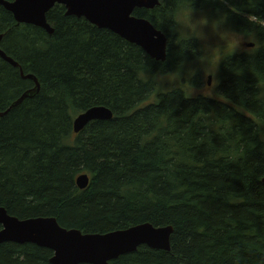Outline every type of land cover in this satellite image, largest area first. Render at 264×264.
Masks as SVG:
<instances>
[{
    "label": "trees",
    "instance_id": "1",
    "mask_svg": "<svg viewBox=\"0 0 264 264\" xmlns=\"http://www.w3.org/2000/svg\"><path fill=\"white\" fill-rule=\"evenodd\" d=\"M202 6L221 10L253 39L229 61L244 74L221 65L215 96L186 99L175 88L159 105H142L153 77L193 60L191 52L180 56L168 41L160 62L62 5L46 14L51 34L17 23L0 6V48L18 64L0 58V111L35 87L23 75L40 86L0 117V207L18 218L55 217L82 233L144 222L173 228L169 251L142 245L111 264H264V89L248 71L251 62L264 73V3L197 0ZM159 7L133 14L160 30ZM96 105L113 117L74 133L75 116ZM168 109L175 110L167 121L153 123ZM222 118L232 122L230 138L243 144L242 155L225 148ZM81 173L90 178L85 189L75 184ZM52 256L32 243L0 244V264H51Z\"/></svg>",
    "mask_w": 264,
    "mask_h": 264
},
{
    "label": "water",
    "instance_id": "2",
    "mask_svg": "<svg viewBox=\"0 0 264 264\" xmlns=\"http://www.w3.org/2000/svg\"><path fill=\"white\" fill-rule=\"evenodd\" d=\"M56 4L62 5L67 15L83 17L91 24L119 35L139 46L152 59L164 61L167 39L161 30L146 18L135 16L136 8L153 9L158 0H0V5L11 12L17 23L31 24L53 33L46 14ZM2 34H0V41ZM252 47L253 43L246 44ZM0 58L13 67L18 64L0 48ZM23 75L22 70H20ZM35 83L17 102L32 97L39 91V83L32 74L23 75ZM211 76L209 77V79ZM209 83V82H208ZM3 113H0V117ZM112 111L104 106H92L73 119V131L79 133L94 120H108ZM87 173L79 174L75 184L85 189L89 184ZM264 183V178L261 180ZM0 244L5 242L32 243L52 250L51 264H111L119 256L135 252L145 245L152 249L170 250L171 226H154L149 222L131 225L106 233H82L61 226L55 217L18 218L0 207Z\"/></svg>",
    "mask_w": 264,
    "mask_h": 264
},
{
    "label": "clouds",
    "instance_id": "3",
    "mask_svg": "<svg viewBox=\"0 0 264 264\" xmlns=\"http://www.w3.org/2000/svg\"><path fill=\"white\" fill-rule=\"evenodd\" d=\"M197 0H158L160 5L158 9V26L161 35L165 36L171 46L179 49L178 55L183 56L185 52H191L196 56L197 52L201 55L196 56V61L201 66H206L210 70L219 72L221 65L231 71L236 76L244 74V68L230 67L229 61L232 60L243 48L245 43H249L247 34L237 28L230 26L228 16L220 13L217 9V15L209 18L208 14L203 10V6L198 9L196 7ZM264 3V0H260ZM205 3L225 4L226 0H205ZM250 21L254 17L249 18ZM210 38H214V42H209ZM193 41H199L200 47L194 48ZM257 50L259 45L256 46ZM186 60H181L179 69L185 67ZM248 71L257 79L256 87L264 89V73L259 72L254 64L250 62ZM195 72V69H193ZM212 72H209L211 75ZM180 79V73L177 71L172 76L157 77V87L150 93V102L156 105L161 103V93L164 91L161 85L165 82L171 83ZM187 95L186 99L195 95L194 86H186L183 89ZM227 97L225 100L227 102ZM175 109H168L165 112L158 113L153 123H164L168 119V115ZM218 134L225 138V148H230L229 155H242L244 152L243 144H236L230 138L233 133L232 122L227 118L218 121ZM239 139V137L237 138Z\"/></svg>",
    "mask_w": 264,
    "mask_h": 264
},
{
    "label": "rangeland",
    "instance_id": "4",
    "mask_svg": "<svg viewBox=\"0 0 264 264\" xmlns=\"http://www.w3.org/2000/svg\"><path fill=\"white\" fill-rule=\"evenodd\" d=\"M209 16V18H213L214 16L217 15V11H213L211 9H203ZM220 13H223L221 10L219 11ZM249 39L250 42L253 41V39H251L250 37H247ZM209 42H214V38H210ZM249 42V43H250ZM195 48H199L200 47V42L199 41H195ZM246 44H244V48L240 51H244V50H248L249 48H246ZM201 55L200 52H197V56ZM186 60V64L185 67L181 70L178 68L173 69L170 68L168 71L166 72H160L157 73L158 75L153 77L155 85L154 88L157 87V77L160 76H172L174 73H176L177 71H179L180 73V79L176 80V81H172L171 83L169 82H165L161 85V87L163 88V92L162 93H166L172 89H184L186 86H194L195 88V95L193 97H197L200 95H204V96H208V97H213L217 94V90L216 87L218 85V81H219V77H218V73L215 72L214 70H210L208 69L206 66H201L199 63H197L196 61V57L193 60ZM193 69H195V72H193ZM209 72H212L211 75H209ZM208 76H211L210 79V85H207V81H208ZM183 92L187 95V93L183 90ZM161 93V94H162ZM151 100V96H149V98L144 101L142 103V105L146 104V103H150Z\"/></svg>",
    "mask_w": 264,
    "mask_h": 264
},
{
    "label": "bare ground",
    "instance_id": "5",
    "mask_svg": "<svg viewBox=\"0 0 264 264\" xmlns=\"http://www.w3.org/2000/svg\"><path fill=\"white\" fill-rule=\"evenodd\" d=\"M157 6H158V5H157ZM160 62H161V61H160ZM162 62H163V61H162ZM209 85H210V83H209ZM29 90H30V89H29ZM27 91H28V90H26L25 92H27ZM25 92H24V93H25ZM24 93H23V94H24ZM23 94H22V95H23ZM22 95H21V96H22ZM21 96H20V97H21ZM20 97H19V98H20ZM19 98H18V99H19ZM27 98H28V97H27ZM18 99H17L16 101H14V102L10 105V107H9L8 109L6 108L5 110L0 111V113H3V115H5V114H6L11 108H13V107L19 105L21 102H23V100H22V101H20L18 104H16V105L13 106V104H14L15 102H17ZM96 106H100V105H96ZM95 234H97V233H95Z\"/></svg>",
    "mask_w": 264,
    "mask_h": 264
},
{
    "label": "flooded vegetation",
    "instance_id": "6",
    "mask_svg": "<svg viewBox=\"0 0 264 264\" xmlns=\"http://www.w3.org/2000/svg\"><path fill=\"white\" fill-rule=\"evenodd\" d=\"M1 6V5H0ZM3 7V6H2ZM4 8V7H3ZM155 8V7H154ZM5 9V8H4ZM6 10V9H5ZM11 13V12H10ZM12 14V13H11ZM13 16V15H12ZM167 43H168V40H167ZM196 46V45H195ZM166 48H167V45H166ZM197 56V55H196ZM210 76H208V81H207V85L209 86V83H210V79H209ZM209 82V83H208ZM200 96H204V95H200ZM3 111V110H2Z\"/></svg>",
    "mask_w": 264,
    "mask_h": 264
}]
</instances>
